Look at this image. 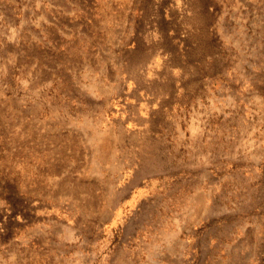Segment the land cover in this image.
I'll return each instance as SVG.
<instances>
[{
  "label": "rangeland",
  "instance_id": "rangeland-1",
  "mask_svg": "<svg viewBox=\"0 0 264 264\" xmlns=\"http://www.w3.org/2000/svg\"><path fill=\"white\" fill-rule=\"evenodd\" d=\"M0 264H264V0H0Z\"/></svg>",
  "mask_w": 264,
  "mask_h": 264
},
{
  "label": "crops",
  "instance_id": "crops-1",
  "mask_svg": "<svg viewBox=\"0 0 264 264\" xmlns=\"http://www.w3.org/2000/svg\"><path fill=\"white\" fill-rule=\"evenodd\" d=\"M194 132L196 133V128ZM197 139L198 137L196 134L189 137L187 146L189 151L186 153H181L183 136L179 135L173 139L174 144H177L179 148H174L176 151L169 154L170 157H173L172 159L174 161L172 168H169L166 164L165 167H163V164H158L156 167L155 161L159 160L161 163L163 159L150 157V155L140 158L139 161L142 163H137L134 168L133 165H130L129 158L120 159L117 153H109L108 157L105 156V158L102 159V164L105 168L107 167L108 175L125 177L123 188L130 193L141 191L142 187L143 190L150 187L151 185L149 184L153 181L152 179L156 177H158V179L159 177L163 179L165 185L164 190L166 192L191 193L193 191L196 193L198 191ZM204 158L205 160L207 159L206 156ZM134 161H136V158L133 159V162ZM122 181L124 180H121L120 183ZM195 197L196 195H190L189 199L196 202Z\"/></svg>",
  "mask_w": 264,
  "mask_h": 264
}]
</instances>
